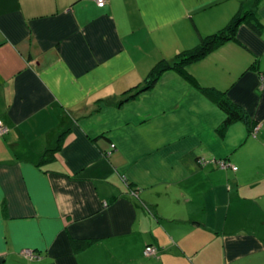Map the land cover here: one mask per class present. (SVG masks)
<instances>
[{"label":"crops","instance_id":"0c3cea01","mask_svg":"<svg viewBox=\"0 0 264 264\" xmlns=\"http://www.w3.org/2000/svg\"><path fill=\"white\" fill-rule=\"evenodd\" d=\"M238 13L187 71L253 130L175 70L126 100ZM0 126V264H264V0H0Z\"/></svg>","mask_w":264,"mask_h":264},{"label":"trees","instance_id":"16d2710c","mask_svg":"<svg viewBox=\"0 0 264 264\" xmlns=\"http://www.w3.org/2000/svg\"><path fill=\"white\" fill-rule=\"evenodd\" d=\"M241 20L242 15L238 13L235 18L231 21V23L225 26L223 29L213 34L203 36L198 45L178 53L174 61H170L168 59H161L160 61H158L148 73L143 86H135L127 91V94L130 95L127 97L126 100L133 98L134 96H136V94L140 92L153 88L164 72L168 70H175L182 74L187 80H189L204 94L213 99L219 105V107H221L227 113V118L224 121L222 128L227 127L233 122L243 121L249 125V128L251 130H253L256 124L250 119V116L247 114V112H245L239 105L235 104L229 99L225 91L219 90L215 87L202 86L197 81V79L191 74H189V72L187 71V68L191 63L206 57L208 54L219 48L224 43L231 40H235L238 26ZM65 134L66 132H63L60 135L56 148L48 149L45 152L43 160L54 156L56 150H58L62 146ZM199 162L204 165L208 162V160L201 157V159H199ZM136 194H138V192H136ZM92 242V240L83 239L76 241L75 243L78 247L84 248L87 245H90Z\"/></svg>","mask_w":264,"mask_h":264},{"label":"built area","instance_id":"2783aa9c","mask_svg":"<svg viewBox=\"0 0 264 264\" xmlns=\"http://www.w3.org/2000/svg\"><path fill=\"white\" fill-rule=\"evenodd\" d=\"M97 2V4L100 6V7H104L108 0H95ZM7 129L6 128H3L0 126V134L4 133ZM220 165L224 168L228 167V163L226 161H220ZM235 167V166H234ZM236 169V167H235ZM134 194H136L134 192ZM27 254L30 255L31 257L33 256V254L28 250L27 251ZM145 254L147 256H150V255H157L158 254V248L155 247V246H147L146 250H145Z\"/></svg>","mask_w":264,"mask_h":264},{"label":"rangeland","instance_id":"374dc122","mask_svg":"<svg viewBox=\"0 0 264 264\" xmlns=\"http://www.w3.org/2000/svg\"><path fill=\"white\" fill-rule=\"evenodd\" d=\"M209 162V161H208ZM227 162V161H226ZM228 163V162H227ZM204 165H206V164H204ZM231 166L230 165H228V167H226V168H223L224 170H228V169H231L230 168ZM232 177V176H231Z\"/></svg>","mask_w":264,"mask_h":264}]
</instances>
